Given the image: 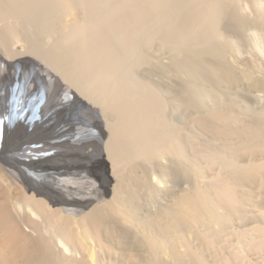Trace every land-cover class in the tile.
Wrapping results in <instances>:
<instances>
[{
	"label": "bare ground",
	"instance_id": "6f19581e",
	"mask_svg": "<svg viewBox=\"0 0 264 264\" xmlns=\"http://www.w3.org/2000/svg\"><path fill=\"white\" fill-rule=\"evenodd\" d=\"M248 1L262 13L264 0H0V85L24 92L17 120L0 124V264H264V110L249 114L232 100L259 104L264 63L249 55L238 67L229 52L240 44L220 35L223 27L235 34ZM255 17L264 35V15ZM44 41L51 61L39 55ZM164 50L180 60L164 63ZM199 68L227 101L207 105L192 90L212 89ZM133 69L143 85L132 82ZM10 87L6 105L17 97ZM49 93L45 125L72 150L63 180L54 165L50 179L26 165L42 157L25 153V137L12 142L18 121V138L32 134L28 113ZM169 175L190 185L148 213Z\"/></svg>",
	"mask_w": 264,
	"mask_h": 264
},
{
	"label": "rangeland",
	"instance_id": "374dc122",
	"mask_svg": "<svg viewBox=\"0 0 264 264\" xmlns=\"http://www.w3.org/2000/svg\"><path fill=\"white\" fill-rule=\"evenodd\" d=\"M25 1V0H24ZM248 2H250V1H248ZM248 2H247V4H248ZM252 5H250L249 4V6L246 4H244L242 7H244L243 9H241L242 7H239V12L237 13V19L239 18V20H241V21H238L237 22V19H236V26L238 27V28H235L234 29V31H232V34L233 33H235L234 35H231V31H229V29H227V28H225V27H223V28H221V33H220V35L221 36H223V37H221L222 38V41L224 40V41H228V43H230V47L232 48L233 46V49H230V59L232 60L233 59V61H234V58H235V64L237 65V64H239V66L241 67V64L243 65L244 63H242V60H244L245 58V60H247V58L249 57V55L250 56H255L254 58H257V59H259V60H261L263 63H264V54H263V51H264V35L262 34V31H261V26H260V24L256 21V17H255V14H257V13H259V15L261 14V15H264V6H260L259 7V11L260 10H262V13H261V11L260 12H258V11H256V8H257V6L255 5L254 6V4L252 3V2H250ZM254 6V7H253ZM247 7V8H246ZM243 10H244V12H243ZM252 10V11H251ZM243 12V13H242ZM254 12V13H253ZM256 12V13H255ZM244 14V18H242V14ZM31 14H33L34 15V12H31V13H28V15H31ZM241 17H240V16ZM252 15H254L253 17H252ZM32 16V15H31ZM35 16H36V14H35ZM256 16H258V15H256ZM32 17H34V16H32ZM255 17V21L253 20V18ZM247 18V19H246ZM248 22H247V21ZM250 20V21H249ZM245 21V22H244ZM244 22V23H243ZM239 23V24H238ZM243 23V24H242ZM248 23V24H247ZM251 23V24H250ZM256 23V24H255ZM238 25H240V26H238ZM251 25V26H250ZM254 26H256V28L254 27ZM42 32V34H43V31L44 30H42V29H40ZM227 30V31H226ZM235 30H240L239 32L241 33V30H242V33H241V35L242 36H240V35H236V32H238V31H236L235 32ZM225 32V33H224ZM238 32V33H239ZM40 33V34H41ZM45 33V32H44ZM231 36H232V38L234 39V41L232 40V38H231ZM236 36H238V38L236 37ZM241 39H240V38ZM220 38V39H221ZM235 38H236V40H235ZM243 38V39H242ZM229 39V40H228ZM241 40V41H240ZM223 41V42H224ZM231 41H232V44L234 43V42H236V44L238 45V44H240L239 45V49L235 46V45H233V46H231ZM242 42V43H241ZM262 42V43H261ZM44 43L46 44V42L44 41ZM44 43L42 42V44H43V48H45V49H41L40 47H41V45H40V47H38V48H40L39 49V51H40V53H39V55L40 54H42V56L41 57H45V58H47V60H53L54 58L53 57H49V56H54L53 54H49V53H53L52 52V50L48 47V45L46 46V45H44ZM263 45V46H262ZM46 46V47H45ZM208 46H210L209 44H208ZM240 46H242V48H240ZM177 47V46H176ZM175 47V48H176ZM236 47V48H235ZM16 48H20V47H16ZM177 48H179L180 49V47H177ZM176 48V49H177ZM177 50L175 53H177V54H183V56H181V57H183V58H181L180 56H179V58L180 59H183L182 61L184 62V60H186L187 58H190L189 56H187L188 54H185L186 52L182 49H180V50ZM235 49V50H234ZM241 49V50H240ZM262 49V50H261ZM44 52V53H41L42 51ZM47 50V52H45ZM48 50H50V51H48ZM204 50H205V52H206V50L207 49H205L204 48ZM179 51H182V52H179ZM185 52V53H184ZM204 52V51H203ZM117 53H118V55H119V51H117ZM174 52L171 54L170 53V55H169V53H167V51L166 50H164V51H161L160 52V55H161V57H160V59H162V57H163V62L164 63H169L171 60L170 59H172L174 62L176 61V60H180L178 57H177V55L175 54ZM45 54V55H44ZM47 54H48V56H47ZM120 54H122V53H120ZM173 54H175L176 55V58H174V56H173ZM180 54V55H181ZM172 55V56H171ZM186 55V56H185ZM233 55V56H232ZM47 56V57H46ZM120 56V55H119ZM48 57L50 58V59H48ZM172 57V58H171ZM53 58V59H52ZM241 61V62H240ZM172 63V62H171ZM241 63V64H240ZM194 65V64H193ZM196 66V65H195ZM194 66V67H195ZM238 66V65H237ZM238 66V67H239ZM243 66H245V64L243 65ZM242 66V67H243ZM120 67H121V71L122 70H124V71H126V74L128 73V74H130V69L129 68H127V67H125V66H123V65H120ZM184 67V66H183ZM182 67V70H186V68L184 69ZM198 67H200V66H198ZM196 68V67H195ZM201 68V67H200ZM199 68V70H198V72H196V75H197V73L199 74L198 76H200L201 75V73H203V74H205V76L207 77V78H211V77H209L208 75H206V73L204 72L205 70H203V68L202 69H200ZM198 68H196V70H197ZM195 70V69H194ZM193 70V71H194ZM202 70V71H201ZM133 71L134 72H131V73H135L134 74V76L132 77L131 75H128V77L129 76H131L130 78H131V80H132V82H133V78H134V82H137L136 83V86L137 85H143V83L141 84V82H143L144 80H146L147 78H146V76L141 72V71H138V70H136V69H133ZM172 72H174L173 70H172V68H170V71H169V77L170 78H172L171 76H173V78L171 79V80H173L174 79V74H172ZM186 71H184V73H185ZM202 77H203V79H205L204 78V75H201ZM139 77V78H138ZM88 79H91V78H88ZM135 79H140L139 81L138 80H136L135 81ZM143 79V81H141ZM206 80H210V81H207V84H210V82H211V79H205V84H206ZM91 80H89V82H90ZM131 82V83H132ZM139 82H140V84H139ZM147 82V81H146ZM146 82H144V83H146ZM4 85H0L1 87H0V112H2V113H0V115L2 116L1 117V122L2 123H0L2 126H6L7 124H9V123H7L6 121H7V119H6V121H4L5 120V118H6V116H7V118H9L10 117V119H8V121H10V123H12L13 121H14V119L13 118H15V113H16V111H17V100H19L18 98H22L21 97V95H24V92L22 93V92H20V91H15V89L13 90V92H12V88L8 85H6L5 86V83H3ZM90 84V83H89ZM88 84V85H89ZM134 84V83H133ZM132 84V85H133ZM193 84V83H192ZM192 84H190V85H192ZM194 84H197V86L196 85H194V86H190V87H194V88H192V90L194 91V92H196V94L198 95L199 94V98L201 97H203V99H204V101L203 102H207L206 104L207 105H216V104H221L222 102L224 103V100L225 101H227V99H226V97H225V94L224 93H221L222 91L215 85L214 86V84H212V82H211V85H208L207 86V84H206V86L209 88V86L211 87L212 86V89L214 90V92L212 91V89L211 88H209V89H206L205 87H203V86H205V85H202L201 86V84H198V83H194ZM135 85V84H134ZM90 86V85H89ZM8 87H10L11 88V90H10V93L12 92V94H13V97H15V95L17 96V97H15V98H13V99H15V101L14 100H12V101H14V103H16V104H12V105H10L11 103H12V101L11 100H9V101H11L10 103H7L8 105H6V102H5V99H4V96H5V94H6V89L5 88H8ZM90 87H91V89H90ZM89 87V91L90 92H92V93H95V91H93L94 90V85L92 84L91 86ZM214 87L216 88H218V89H216V91L217 90H219L217 93V96L220 94L221 96H223L222 94H224V96L223 97H216V98H218V99H220V100H217L216 98H214L215 96L213 95V97H212V94L214 93V94H216L215 93V89H214ZM161 90L163 91V92H166L167 94H169L170 96L172 95V96H177V93H176V90L175 89H173V88H170V87H166V86H164V85H162L161 87ZM196 88H197V90H196ZM202 88H204V89H202ZM5 89V90H4ZM207 90V91H205V92H207V93H205V94H207L206 96V98H205V95H204V90ZM261 89V90H260ZM210 90V91H209ZM33 91H34V93H33ZM16 92V94H14ZM36 92H37V90H36ZM36 92H35V90L32 88L31 89V91H30V94H31V96L32 95H36ZM209 92H211V93H209ZM20 93V94H19ZM125 93V92H124ZM210 94V97H212V99H207L208 97H209V94ZM255 94L257 93V96H258V98H259V106L256 104V103H254V101L252 102V100H250V99H244V100H240V96L238 95L237 96V94H233V96H237V97H239V98H237V97H233V99L232 100H234V101H236V99H238L237 101H236V103L238 104V102H239V104L240 105H242L244 108H245V110L249 113V114H253V112L255 113V114H253V115H258L259 114V112H260V114H263L262 113V111L264 110V89H263V87H259V89H256V91L254 92ZM4 94V95H3ZM38 94H40V93H38ZM126 94H128V93H126ZM2 95V96H1ZM18 95H20L19 97H18ZM42 97L41 98H43V97H45V95H41ZM54 96H55V94L52 96L51 95V93H49V95H47V98H44V99H42L43 101L42 102H39V101H37L36 100V108H32V110L33 111H35V114H34V112L33 111H31V112H29L30 110L29 109H27V111L29 112L28 113V116L30 115L32 118H34V119H38V117H39V119H38V121L41 119V117H42V119L39 121V122H41V123H39V122H36V123H38V124H36L35 123V120L33 119H31V122L30 123H28V127L26 128V130L28 131L29 129H31L33 132H34V134H33V132H32V134L30 135V136H24L23 134V132H21V137H17V134H18V132H19V130L20 129H22V128H20L21 126L20 125H18L19 123H21L20 121H18L17 123H14V125L16 126L15 127V131L13 130V126L14 125H12V126H10V128H6L7 129V133H11V130H13L12 131V133L11 134H13V132L14 133H16V134H14V135H12L13 136V141L12 142H14L15 141V143H16V145L18 144V142H16V141H19V139H24V137H25V142H27V144H29V148L27 147L26 149L28 150L27 152H25V153H29V155H32V158L33 157H37V156H39L38 158H40V157H42V158H40V159H38L37 160V162H39V160H40V162L37 164V162L36 163H33V164H26V165H28V166H30L31 168H33V170H36L37 168H39L38 170H36V171H38V173H39V175L41 174V175H44L45 177H48L49 179L50 178H52V175H54L52 172H53V170L55 169H59V172H61V180H63V178L64 177H68V175L69 176H71V174H70V172H71V169L70 168H67L66 167V165H68L67 164V161L65 160V159H67L68 158V156L70 155L71 156V154H72V150L70 151V150H68L67 148L68 147H70L71 148V144L70 143H64V142H61V141H57L56 140V136L54 135L55 133H54V130H56V129H53V127H55L56 128V126H52V125H50V126H47V125H45L46 123H47V119H45V115H43V113H44V111H46L45 109V107H43L44 105L43 104H48L47 103V101L48 100H50L49 102H51L52 101V103L53 102H55V100H54ZM127 97H130L129 96V94H128V96ZM236 98V99H235ZM36 99V98H35ZM38 99V98H37ZM216 99V100H215ZM224 99V100H223ZM3 100V101H2ZM39 100V99H38ZM45 100V101H44ZM213 100L215 101V102H213ZM221 100H223L221 103H220V101ZM8 101V102H9ZM219 101V102H218ZM249 101V102H248ZM37 102H39V103H37ZM246 102V103H245ZM209 103V104H208ZM222 103V104H223ZM6 106H8V109H9V111H10V113H9V111H8V109H6L7 107H4L5 105ZM55 104V103H54ZM256 104V105H255ZM261 104V105H260ZM51 105V104H50ZM39 107V108H38ZM15 108V109H14ZM45 108V109H44ZM6 109V110H5ZM12 109V110H11ZM38 109H40L39 111H38ZM3 110H5L4 112H3ZM254 110V111H253ZM260 110V111H259ZM26 111V112H27ZM37 112V113H36ZM40 112V113H39ZM264 112V111H263ZM9 113V114H8ZM170 113H171V111H170ZM34 114V115H33ZM47 114V113H46ZM4 115V116H3ZM11 115V116H10ZM43 115V116H42ZM29 116V117H30ZM37 116V117H36ZM184 113L183 114H178V113H171V117H173V120L175 121V122H182L183 121V119H184ZM5 117V118H4ZM44 117V118H43ZM3 118V119H2ZM16 119V118H15ZM43 119H45V120H43ZM17 120V119H16ZM33 121H34V123H35V125L33 126ZM37 121V120H36ZM4 122V123H3ZM43 122H45L44 124H43ZM48 122H50V120L48 121ZM6 123V124H5ZM33 123V124H32ZM3 124H5V125H3ZM39 124L42 126H44V128H43V126L41 127V126H39ZM32 126V127H31ZM37 129H36V128ZM50 127H52L51 129H50ZM34 128H35V130H36V133H35V130H34ZM45 128H47L46 129V131H48V130H50V131H53V132H51L52 134L51 135H53V136H50L49 134V138H48V140L49 139H52L50 142L49 141H45V136L44 135H46V133H45ZM26 130H25V132H26ZM18 131V132H17ZM62 131L64 132L65 130H63L62 129ZM29 132V131H28ZM39 132V133H38ZM49 132V131H48ZM6 133V134H7ZM40 133H43L42 135L40 134ZM23 135V136H22ZM36 135H37V137H36ZM42 136V137H41ZM27 137V138H26ZM40 137V138H39ZM44 137V138H43ZM16 138H18V139H16ZM42 138V139H41ZM28 139V140H27ZM46 139H47V137H46ZM67 140V139H66ZM39 143V144H38ZM42 144V145H41ZM68 144V145H67ZM15 145V144H14ZM37 145V146H36ZM62 146V147H61ZM66 146V147H65ZM68 146V147H67ZM23 147V146H22ZM21 147V148H22ZM52 147V148H51ZM63 147H65V148H63ZM55 148H57L58 149V151H57V149H56V151H57V153H56V151H55ZM60 148V149H59ZM69 148V149H70ZM66 149V150H65ZM20 150V149H19ZM65 150V151H64ZM21 152H23L22 151V149L20 150ZM67 151V152H66ZM68 151H70V152H68ZM31 152V153H30ZM64 152V153H63ZM24 153V152H23ZM23 153H21L23 156H25L26 157V155H25V153L23 154ZM42 153V154H41ZM56 153V154H55ZM61 153V154H60ZM20 154V157H22V155ZM39 154V155H38ZM51 154H55L54 156H52ZM28 155V156H29ZM58 155V156H57ZM60 155V156H59ZM67 156V158H66V156ZM44 156H46V158L44 157ZM49 156V157H48ZM56 156H57V158H56ZM62 156H63V158H62ZM47 157H48V159H47ZM54 159H53V158ZM60 159H59V158ZM52 159V160H51ZM64 160V162L62 161V160ZM42 160H43V162H42ZM56 160V161H55ZM57 160H59V161H57ZM50 161V162H49ZM25 162L26 163H28V161L27 160H25ZM24 162V163H25ZM42 162V163H41ZM45 162V163H44ZM47 162V163H46ZM53 162V163H52ZM60 162V163H59ZM61 162L63 163L62 164V166H61ZM51 163V164H50ZM37 164V165H36ZM42 164H45V165H42ZM47 164H49L48 166H47ZM57 164H59V165H57ZM35 165V167L36 168H34L33 166ZM54 165V166H53ZM52 166H53V168H52ZM60 166V167H59ZM64 166V167H63ZM44 167H45V169H44ZM61 167H63V169L61 168ZM53 170H52V169ZM46 169H48V170H46ZM52 170V171H51ZM60 170H62V171H60ZM70 170V171H69ZM43 171V172H42ZM44 171H45V173H44ZM49 171H51V173L49 172ZM49 173V175H48V173ZM58 172V173H59ZM63 172V173H62ZM69 172V173H68ZM68 174V175H67ZM47 175V176H46ZM66 175V176H65ZM171 176V177H170ZM168 177H170L169 179V181H168V178L166 177V179H167V181L166 182H164V184H167V185H163V187L164 188H166V190L168 189V192L166 191V192H164V190H163V193L162 194H160V195H157L156 196V198H155V200L150 204V206H149V209H148V213L149 212H154V211H157L158 209H159V207H160V205L164 202V201H166V199L168 198H171L172 196H175L176 195V193H177V195L181 192V190L183 191V189L184 188H186L188 185H190V183L189 182H187L185 179L183 180L182 178H177L178 179V181L176 180V177H174L173 175H169ZM171 178H173L174 180H171ZM54 179V178H53ZM180 179V180H179ZM54 181V180H53ZM171 181H172V183H171ZM175 181V182H174ZM57 183H59V182H57ZM168 183H171L170 185L168 184ZM62 184H64V183H62ZM61 184V185H62ZM169 185V186H168ZM166 186V187H165ZM168 187V188H167ZM169 187H172L173 189L172 190H174L175 189V191H173V193L175 192V194L173 195V193H171L172 192V190H171V188H170V190H169ZM170 192V193H169ZM172 195V196H170V195ZM167 199V200H168ZM147 212H145V213H143V215H142V217L143 218H145V217H147ZM232 244L235 246V247H237V250H239V251H241V252H244V253H246V249H245V244L244 243H240V242H237V239L235 240V239H233V241H232ZM262 261H263V258H262ZM262 261H260L261 263H259V264H262Z\"/></svg>",
	"mask_w": 264,
	"mask_h": 264
}]
</instances>
